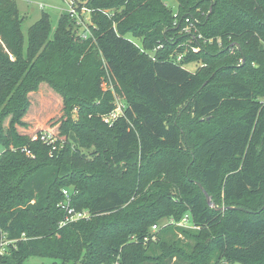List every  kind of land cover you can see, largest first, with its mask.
<instances>
[{"label": "trees", "instance_id": "16d2710c", "mask_svg": "<svg viewBox=\"0 0 264 264\" xmlns=\"http://www.w3.org/2000/svg\"><path fill=\"white\" fill-rule=\"evenodd\" d=\"M174 1L77 0L87 39L65 13L49 39L43 14L25 42L15 0H0V264H264V0ZM185 19L201 39L179 35ZM102 77L124 104L112 126ZM41 83L63 101L52 154L16 131ZM64 189L88 219L59 226ZM185 215L194 231L175 227Z\"/></svg>", "mask_w": 264, "mask_h": 264}, {"label": "rangeland", "instance_id": "374dc122", "mask_svg": "<svg viewBox=\"0 0 264 264\" xmlns=\"http://www.w3.org/2000/svg\"><path fill=\"white\" fill-rule=\"evenodd\" d=\"M68 2H70V0H15V5L19 17L21 19L20 28L24 41L25 42L27 41V34L30 26H32L35 22H37L43 14L48 15L50 18L51 33L49 39H52V35L56 29L59 18L68 9L67 7ZM164 2L166 6H168V8L172 9V12H175L176 2L174 0H164ZM81 18L83 22H85L84 26H90L91 13L88 12L82 13ZM177 28L178 27H176V29ZM82 29L83 26L81 27L75 26L74 31L78 34ZM197 29H198V25H197ZM179 35L188 37L187 36L188 32H184L181 30L179 31ZM128 39L136 46L142 48L141 46L142 39L132 38L130 36H128ZM161 48L162 46L159 45L157 46L156 50ZM199 66H201V63H191L186 66V70L190 72H195ZM101 88L104 92L110 91L114 98H116L118 101L123 102L121 98L117 96V94L115 93L113 86H111V84H109L106 78L104 77H102L101 79ZM28 99L30 106L28 108L27 113L21 120L23 125L16 126L17 133L22 136H26L30 138L31 141H35L33 140V138L41 134L51 135L56 138L58 143L54 151L60 150L64 138L59 135V127L62 121H64L65 119L63 113V101L61 96L58 93H56L51 87H49L46 83H41L35 92H32L28 95ZM73 118H75V111L73 112ZM8 123H9V119L5 120L4 122L5 129L7 128ZM54 151L50 149L49 154H52ZM20 152L24 153L22 149H20ZM29 158H34V157L32 156ZM168 224L169 223H167V221L163 220L162 222H160L157 229L159 227L162 228L164 226H167ZM192 225L193 224L190 222L188 218V220L184 222V225L182 226L173 225V226L185 230L194 231L195 228H192ZM165 239L166 241L169 242L172 241L178 242L180 248H182L183 251H185L186 253H190V249L186 248L183 244L187 241L183 239L181 234H178V232H174L173 234H168L165 237ZM5 242H9V241H5ZM173 262L174 259L169 261V264H172ZM53 263H59V261L47 257H30L27 261L24 262V264H53ZM223 264H240V263L225 262Z\"/></svg>", "mask_w": 264, "mask_h": 264}, {"label": "built area", "instance_id": "2783aa9c", "mask_svg": "<svg viewBox=\"0 0 264 264\" xmlns=\"http://www.w3.org/2000/svg\"><path fill=\"white\" fill-rule=\"evenodd\" d=\"M68 9L65 12L73 21H74V27L78 26L81 27L83 26V29L78 33V36L80 39H87L90 36L89 33V26H84L85 22H83L81 18V14L84 12L90 13L88 9L82 7L80 8L78 6L77 0H70L67 4ZM105 14H110L112 16V13L105 11L103 12ZM174 19L177 18L176 14L173 13ZM184 27L180 29V31L188 32V35L192 36L193 40H195V35L197 36L196 39H201V34L198 32L197 25L198 21L196 19H185L184 22ZM91 25V24H90ZM175 27H178L177 22L174 23ZM77 28V27H76ZM190 42V41H188ZM194 52H198L199 48H193L192 49ZM142 51V50H141ZM180 60V57L177 58V61ZM264 102V101H263ZM114 109L107 115L103 117V121L108 124L109 126H112L114 122L122 116L123 109H124V104L121 101H118L116 98H114ZM33 140H39L42 144L48 146L52 151L56 149V138L47 135V134H41L37 137H34ZM22 151L29 157H32L33 155L26 149H22ZM57 207L62 210L65 213L64 220L59 224L60 227L65 226L66 224L73 223L79 220H86L89 218V214L86 211L82 212H77L71 207V192L69 190H62V200L61 202L57 205ZM188 215H185L182 220L177 223L176 225L182 226L184 225V222L188 220ZM167 223L172 224L171 221H167ZM157 225L152 226V232H155L157 229ZM192 228H197L194 225H192ZM12 244V242H1L0 243V257H4L8 254L7 251V246ZM113 264H119L118 261H115Z\"/></svg>", "mask_w": 264, "mask_h": 264}, {"label": "water", "instance_id": "95a60500", "mask_svg": "<svg viewBox=\"0 0 264 264\" xmlns=\"http://www.w3.org/2000/svg\"><path fill=\"white\" fill-rule=\"evenodd\" d=\"M236 46H237V45H236ZM197 185H198V187L200 188V190L202 191V193L204 194L207 204H208L211 208H213L214 210H218V211H224L225 208H218V207H216L213 203H211V201H210L208 195H207L206 192L203 190V188H202L199 184H197ZM230 209H234V208H230Z\"/></svg>", "mask_w": 264, "mask_h": 264}]
</instances>
